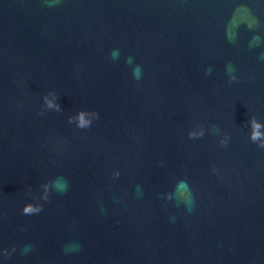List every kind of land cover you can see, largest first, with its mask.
Returning a JSON list of instances; mask_svg holds the SVG:
<instances>
[{
    "label": "water",
    "instance_id": "obj_1",
    "mask_svg": "<svg viewBox=\"0 0 264 264\" xmlns=\"http://www.w3.org/2000/svg\"><path fill=\"white\" fill-rule=\"evenodd\" d=\"M0 264H264V0H0Z\"/></svg>",
    "mask_w": 264,
    "mask_h": 264
},
{
    "label": "clouds",
    "instance_id": "obj_2",
    "mask_svg": "<svg viewBox=\"0 0 264 264\" xmlns=\"http://www.w3.org/2000/svg\"><path fill=\"white\" fill-rule=\"evenodd\" d=\"M45 100H47V97H45ZM49 107H52V104H49ZM259 127H261V125L259 124H255L254 125V129H258ZM202 135V132L200 133ZM259 132L258 131H254V134H253V139H255L257 136H259Z\"/></svg>",
    "mask_w": 264,
    "mask_h": 264
}]
</instances>
